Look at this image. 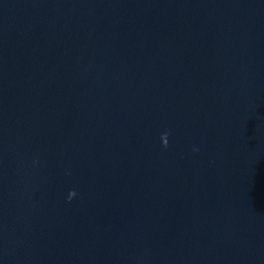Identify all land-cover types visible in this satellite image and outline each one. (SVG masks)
Here are the masks:
<instances>
[{
  "label": "water",
  "instance_id": "1",
  "mask_svg": "<svg viewBox=\"0 0 264 264\" xmlns=\"http://www.w3.org/2000/svg\"><path fill=\"white\" fill-rule=\"evenodd\" d=\"M0 264H264V0H0Z\"/></svg>",
  "mask_w": 264,
  "mask_h": 264
},
{
  "label": "clouds",
  "instance_id": "2",
  "mask_svg": "<svg viewBox=\"0 0 264 264\" xmlns=\"http://www.w3.org/2000/svg\"><path fill=\"white\" fill-rule=\"evenodd\" d=\"M165 133H167V132H165ZM168 134V133H167ZM163 145H164V147H167V145H168V142L167 143H163ZM73 193H75L74 191H73ZM75 195H76V193H75ZM74 195V196H75ZM69 199H71V198H69Z\"/></svg>",
  "mask_w": 264,
  "mask_h": 264
}]
</instances>
